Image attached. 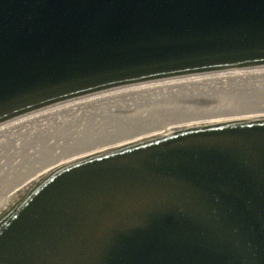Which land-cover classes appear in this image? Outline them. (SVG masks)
Wrapping results in <instances>:
<instances>
[{
	"label": "water",
	"instance_id": "obj_1",
	"mask_svg": "<svg viewBox=\"0 0 264 264\" xmlns=\"http://www.w3.org/2000/svg\"><path fill=\"white\" fill-rule=\"evenodd\" d=\"M264 87V0H0V123ZM0 264H264V115L68 160L0 204Z\"/></svg>",
	"mask_w": 264,
	"mask_h": 264
},
{
	"label": "bare ground",
	"instance_id": "obj_2",
	"mask_svg": "<svg viewBox=\"0 0 264 264\" xmlns=\"http://www.w3.org/2000/svg\"><path fill=\"white\" fill-rule=\"evenodd\" d=\"M261 88L115 97L71 115H20L4 121L0 123V204L44 171L68 160L177 126L264 115ZM147 95L155 99L152 104L136 103L135 98Z\"/></svg>",
	"mask_w": 264,
	"mask_h": 264
},
{
	"label": "rangeland",
	"instance_id": "obj_3",
	"mask_svg": "<svg viewBox=\"0 0 264 264\" xmlns=\"http://www.w3.org/2000/svg\"><path fill=\"white\" fill-rule=\"evenodd\" d=\"M261 89L264 90V87H262ZM135 100H136V103H138V104L140 102H142V101H146L147 104H152V101L155 100V99H152V95L151 96L147 95L145 97L144 96L137 97V98H135ZM142 104H145V103L142 102ZM139 109H141V108H139ZM39 139H40V137L34 138V141L35 142H38ZM1 147H5V144L4 145H1ZM10 151H11V149H10ZM8 154L11 155L12 153L11 152H8ZM38 154H39V152H38Z\"/></svg>",
	"mask_w": 264,
	"mask_h": 264
}]
</instances>
